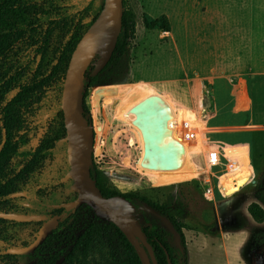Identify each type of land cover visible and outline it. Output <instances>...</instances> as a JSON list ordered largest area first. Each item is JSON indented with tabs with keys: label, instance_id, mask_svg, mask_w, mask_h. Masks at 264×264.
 <instances>
[{
	"label": "rangeland",
	"instance_id": "obj_1",
	"mask_svg": "<svg viewBox=\"0 0 264 264\" xmlns=\"http://www.w3.org/2000/svg\"><path fill=\"white\" fill-rule=\"evenodd\" d=\"M61 2L72 6L77 3ZM249 2L236 1L237 15H230L231 11L219 15L218 0H129L136 26L125 60L104 75L108 83L97 86L100 97L91 95L95 85L86 97L94 131L92 162L120 193L141 190L153 201L171 194L172 210L178 200L182 203L187 264H248L245 246L250 235L259 237L264 231V218L257 221L247 211L248 205L257 201L256 191L264 171V32L252 36ZM234 3L228 1L226 6ZM254 4L256 11H264V0H254ZM143 13L153 18L166 14L170 31L146 29L141 22ZM114 89L115 98H108L107 93ZM193 92H199L198 96ZM151 94L162 96L173 112L172 136L185 151L177 169L140 166L143 142L139 129L131 122L134 114L129 109ZM168 99L188 109L177 110ZM119 120L130 124L137 135ZM182 120L191 121L195 130L192 140L178 134ZM205 131L218 134L216 144L221 153L238 158L235 174H208ZM59 143L57 165L67 162V153L61 152L66 142L62 138ZM63 176L59 173L54 186L58 200L54 208L69 201L73 192L71 183L61 181ZM218 179L224 195H201L207 187L215 188ZM46 189L48 192L49 186ZM47 215H52L51 208ZM133 217L148 226L146 214L134 210ZM39 223L2 222L0 250L27 244L36 235ZM116 258L101 245L93 256L79 257L78 264H110ZM23 259L15 257L12 261L18 264Z\"/></svg>",
	"mask_w": 264,
	"mask_h": 264
},
{
	"label": "trees",
	"instance_id": "obj_2",
	"mask_svg": "<svg viewBox=\"0 0 264 264\" xmlns=\"http://www.w3.org/2000/svg\"><path fill=\"white\" fill-rule=\"evenodd\" d=\"M76 1L72 6L61 0H0V212L40 214L46 219L47 209L51 208V214L62 215L56 229L33 253L13 255L0 250V264H17L12 261L15 257L24 258L18 264H53L59 258H63L60 264H78L79 257L93 256L101 245L117 257L110 264H187L182 232L185 211L179 200L175 210L171 209V194L153 201L141 190L120 193L102 170L93 163L90 167V175L103 196H122L136 212L149 217L148 226H141L152 255L137 238L139 244L122 228L99 219L86 204L70 210L54 208L58 201L53 192L57 177L68 170L67 162H56V146L65 136L60 107L65 72L77 41L103 3ZM122 7L121 30L110 59L97 74L91 65L85 72L83 115L88 123H92L86 103L89 88L95 85L91 95L100 97L97 86L108 83L104 75L123 63L134 38L135 12L129 0H122ZM141 22L149 30L170 31L166 14L153 18L143 13ZM61 152L66 154V149ZM75 196L72 192L70 199ZM256 198L247 211L253 219L262 221L264 171ZM145 204L157 215L148 212ZM162 217L180 233L181 249L176 247ZM6 221L0 218V233L1 223Z\"/></svg>",
	"mask_w": 264,
	"mask_h": 264
},
{
	"label": "water",
	"instance_id": "obj_3",
	"mask_svg": "<svg viewBox=\"0 0 264 264\" xmlns=\"http://www.w3.org/2000/svg\"><path fill=\"white\" fill-rule=\"evenodd\" d=\"M122 13V0H103L99 13L81 35L70 55L60 101L68 164V170L61 181L71 180L70 190L75 192L76 196L72 200L56 204L55 208L70 210L86 204L99 219L111 222L123 230L127 227L131 235L125 231L129 236H133L134 242L135 237L152 255L146 234L140 222L133 217V204L122 196H103L90 175L94 131L92 123H88L83 115V80L87 68L95 58L94 74L110 59L121 30ZM129 112L134 114L131 122L139 129L142 137L143 154L140 166L154 170L179 168L183 163L185 151L183 145L172 136L173 112L166 100L159 94H151L134 104ZM144 207L148 212L157 215L150 206L145 204ZM0 218L28 222L40 221L43 216L0 212ZM161 220L173 235L176 247L181 249V235L178 230L169 219L162 217ZM58 222L59 215L53 214L40 225L31 243L21 247H8L5 253H32L56 229ZM143 254L145 262L148 263L145 253ZM62 260L63 258H59L53 264H60Z\"/></svg>",
	"mask_w": 264,
	"mask_h": 264
},
{
	"label": "built area",
	"instance_id": "obj_4",
	"mask_svg": "<svg viewBox=\"0 0 264 264\" xmlns=\"http://www.w3.org/2000/svg\"><path fill=\"white\" fill-rule=\"evenodd\" d=\"M198 94L199 92H193L194 96H198ZM177 128H178L177 132L182 138H184L185 140L193 139L195 130L193 128L191 121L182 120L181 122L178 123ZM218 137H219L218 134L205 131L206 151L204 150V152L206 153V167H207L208 174L214 173V174H217V176H219L220 173H224L226 176L233 175L235 174L240 162L238 158L227 156L226 154L220 152L216 144ZM252 173L253 171L245 179V181L249 179ZM206 189L207 190L204 194H201L200 191L199 193L207 197L217 195L218 193H221V195H224L219 179L216 182L215 188H213L212 186H209Z\"/></svg>",
	"mask_w": 264,
	"mask_h": 264
},
{
	"label": "crops",
	"instance_id": "obj_5",
	"mask_svg": "<svg viewBox=\"0 0 264 264\" xmlns=\"http://www.w3.org/2000/svg\"><path fill=\"white\" fill-rule=\"evenodd\" d=\"M219 1V3H218V5H219V8H218V10H219V15H223V12L225 11V12H230V15H237V8L239 7V5L236 3V1L237 0H218ZM231 2V1H235V3H234V5L232 6L231 4L229 5V6H226V4H227V2ZM250 2V7H249V10H250V17H251V33H252V36H254L255 37V35H253V34H255V33H260V32H264V24H262V23H264V11H262V12H260V11H256V6H255V4H254V0H249ZM234 13V14H233ZM259 21H262V23H258ZM257 39H259L258 38V36H257ZM258 41V40H257ZM255 42V40H252V55L254 56V51H255V49H254V45H253V43ZM149 84V83H148ZM155 90H156V88L153 86V85H151ZM116 91L117 90H111V91H109L108 93H107V97L108 98H115V95H116ZM118 92H120V91H118ZM169 100V99H168ZM170 101V100H169ZM171 102V101H170ZM172 104H173V106L177 109V110H186V109H188V108H186V107H178V106H176L173 102H171ZM184 108H186V109H184ZM243 110V109H242ZM119 122L120 123H123V122H121L120 120H119ZM124 125L126 124V123H123ZM127 125V127H129V128H131L134 132H135V134H136V130L130 125V124H126ZM137 135V134H136ZM135 142L138 144V146H137V150H138V152H139V156L141 155V144H140V140H139V138L137 137V139L135 140ZM193 148V147H192ZM188 152H190L191 153V151H190V149L188 148ZM136 165H137V161H136ZM142 171V170H141Z\"/></svg>",
	"mask_w": 264,
	"mask_h": 264
},
{
	"label": "flooded vegetation",
	"instance_id": "obj_6",
	"mask_svg": "<svg viewBox=\"0 0 264 264\" xmlns=\"http://www.w3.org/2000/svg\"><path fill=\"white\" fill-rule=\"evenodd\" d=\"M95 162V161H94ZM93 163V162H92ZM94 164V163H93ZM97 167V166H96ZM98 168V167H97ZM99 169V168H98ZM72 183V182H71ZM75 198V197H74ZM73 199V198H72ZM70 199V200H72ZM26 214V213H25ZM56 214V213H54ZM53 215V214H52ZM51 215V216H52ZM43 216V215H42ZM49 218V217H48ZM46 218V219H48ZM46 219H41L40 220V223H39V227L40 225L46 220ZM38 227V228H39ZM37 233V232H36ZM36 236V235H35ZM35 236L27 243V244H24L22 246H26L28 245L29 243H31ZM37 248V247H36ZM35 248V249H36ZM7 249V248H6ZM5 249V250H6ZM5 250H4V253H5ZM245 250H246V259H247V262L248 264H262L264 262V234H260L259 237L255 236V234H251L250 235V238L245 246ZM34 252V251H33ZM32 252V253H33ZM7 254V253H6ZM31 254V253H29ZM13 255H18V254H13ZM22 255H25V254H22Z\"/></svg>",
	"mask_w": 264,
	"mask_h": 264
},
{
	"label": "bare ground",
	"instance_id": "obj_7",
	"mask_svg": "<svg viewBox=\"0 0 264 264\" xmlns=\"http://www.w3.org/2000/svg\"><path fill=\"white\" fill-rule=\"evenodd\" d=\"M125 230L128 231V232L130 233V230H129L127 227H125ZM141 252L143 253L142 250H141ZM143 255H144V254H143Z\"/></svg>",
	"mask_w": 264,
	"mask_h": 264
}]
</instances>
